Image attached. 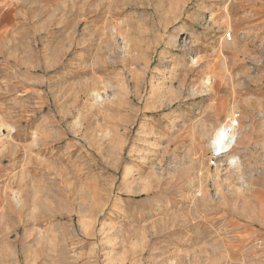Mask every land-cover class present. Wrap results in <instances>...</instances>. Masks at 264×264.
<instances>
[{"label":"rangeland","instance_id":"obj_1","mask_svg":"<svg viewBox=\"0 0 264 264\" xmlns=\"http://www.w3.org/2000/svg\"><path fill=\"white\" fill-rule=\"evenodd\" d=\"M11 10L0 264H264V0Z\"/></svg>","mask_w":264,"mask_h":264},{"label":"bare ground","instance_id":"obj_2","mask_svg":"<svg viewBox=\"0 0 264 264\" xmlns=\"http://www.w3.org/2000/svg\"><path fill=\"white\" fill-rule=\"evenodd\" d=\"M237 143V135L234 127H222L215 134L212 147L219 151L220 155L232 153ZM232 159V158H231Z\"/></svg>","mask_w":264,"mask_h":264},{"label":"crops","instance_id":"obj_3","mask_svg":"<svg viewBox=\"0 0 264 264\" xmlns=\"http://www.w3.org/2000/svg\"><path fill=\"white\" fill-rule=\"evenodd\" d=\"M58 0H0V45L3 41V35L9 34L14 22V12L11 10V4L17 2H54ZM69 1V0H63ZM5 8V10H4Z\"/></svg>","mask_w":264,"mask_h":264},{"label":"built area","instance_id":"obj_4","mask_svg":"<svg viewBox=\"0 0 264 264\" xmlns=\"http://www.w3.org/2000/svg\"><path fill=\"white\" fill-rule=\"evenodd\" d=\"M230 126H232V127H234V128H236V125L237 124H235V122L234 123H231V124H229ZM229 125L227 126V127H229Z\"/></svg>","mask_w":264,"mask_h":264}]
</instances>
